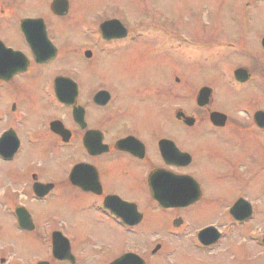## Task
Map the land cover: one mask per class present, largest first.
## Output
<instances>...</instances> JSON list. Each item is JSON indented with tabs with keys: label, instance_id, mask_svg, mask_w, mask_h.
I'll return each instance as SVG.
<instances>
[{
	"label": "flooded vegetation",
	"instance_id": "flooded-vegetation-1",
	"mask_svg": "<svg viewBox=\"0 0 264 264\" xmlns=\"http://www.w3.org/2000/svg\"><path fill=\"white\" fill-rule=\"evenodd\" d=\"M56 1L0 0V164L7 168L0 178H9V211L20 230L50 235L51 244L57 232L70 245L74 238L103 234L115 241L102 254L71 245L66 259L51 247L35 264H113L128 254L149 264L172 248L156 243L147 257L135 248L117 249L116 242L191 236L188 210L206 198L203 182L214 181V174L222 179V163L233 157L245 169L254 147L264 145V35L256 47L249 43L261 30L253 22L260 16L244 15L242 30L232 27L238 41L226 49L186 47L192 36L148 17L149 10L132 21L116 13L75 17L72 0L65 9H54ZM32 6L42 10L32 13ZM192 52L216 63L229 108L215 106V87L205 84L191 107L187 71L174 62L177 56L186 65ZM232 60L241 65L231 68ZM223 62L230 65L225 73ZM204 87L210 96L199 105ZM53 200L75 213L59 211L56 221L37 223ZM18 210L29 214L28 228L20 226ZM211 226L193 234L199 247L222 239L213 225L219 240L199 241L200 231ZM1 263L11 264L4 254Z\"/></svg>",
	"mask_w": 264,
	"mask_h": 264
},
{
	"label": "rangeland",
	"instance_id": "rangeland-1",
	"mask_svg": "<svg viewBox=\"0 0 264 264\" xmlns=\"http://www.w3.org/2000/svg\"><path fill=\"white\" fill-rule=\"evenodd\" d=\"M72 2V16L75 17L89 18L96 17L100 13H116L123 19L132 21L142 14L146 16L145 10H149L148 17L168 25L176 33L186 32V35L192 36L193 39L186 40V47L216 44L217 47L226 49L232 40L238 41L234 39L236 32L232 27L241 29L242 21L245 19L243 16L251 13L260 16L253 22L259 24L261 30L252 33L250 45L256 47L258 38L264 35V19H262L264 0L262 3H256L255 0H72ZM249 2H255L256 5L253 8H247L246 4ZM41 10V7L38 9L36 6L30 8L32 13H38ZM200 56L201 54L193 55L192 52L191 60L186 65L182 59L178 60L177 56L174 62L175 66H180L181 72L187 71L190 79L191 107L194 106L195 92L197 93V90L205 84L215 87V106L229 108L225 102V92L221 91L219 81L216 79L219 75L216 63L211 59H200ZM238 65H241L238 60H232L231 66L223 62L220 67L223 66L222 71L225 73L229 66L232 68ZM233 110L231 105L228 111ZM193 111L190 110V112ZM231 157L232 155H228V158ZM232 159H234L232 163H222V179L214 174V181L203 182L202 190L205 196L207 195L206 198L198 202L191 208L192 210H188L191 225L186 232L191 236L181 240H160V236L156 237L158 239L142 237L136 241L126 238L116 242L119 243L117 249L135 248L148 257L156 243H163L172 248L165 255L149 258V264H264L262 241L264 236V172L262 169L264 145L254 147L252 160L247 161L245 169L236 164L237 160L234 157ZM243 161H246V157ZM20 162L19 158L11 164V168L16 169ZM199 168L200 166H197V169ZM6 169V166L3 167L0 164V176ZM8 181L9 178H0V264H2L3 254L11 264H35V259L45 258L47 254H50L51 238L50 235H43L42 232L37 235V233L19 229L9 211L11 194L9 191L4 192V186ZM239 196L246 198L253 210L251 218L243 222L234 220L230 213ZM49 205L47 210L42 209L40 212L36 208L39 212L37 223L56 221L55 217L59 211L67 214L75 213L73 206L66 208V211L60 209L55 200ZM69 216L72 217L71 214ZM209 223L218 227L222 232V239L212 248H201L193 234H197L199 228ZM103 235L101 239L74 238L71 242L72 248L76 252L84 249L85 253L90 252L89 250H100L97 254H102L107 242L112 244L115 242L112 238L105 239ZM85 264H98V262Z\"/></svg>",
	"mask_w": 264,
	"mask_h": 264
},
{
	"label": "water",
	"instance_id": "water-1",
	"mask_svg": "<svg viewBox=\"0 0 264 264\" xmlns=\"http://www.w3.org/2000/svg\"><path fill=\"white\" fill-rule=\"evenodd\" d=\"M54 4H55L53 6L54 9L64 8V6L67 4V0H57L56 3H54ZM263 45H264V40H263ZM239 72L240 73H243V72L246 73V71L242 70V69H239L237 71V74ZM209 96H210V89L207 87L202 88L199 92V95H198V104L204 105V103L207 101ZM218 116H220V115L215 113V114H213L212 119L214 121H217ZM186 120L188 122L194 121V119L192 117H187ZM197 198H198V196H195L192 200L186 202V204L193 203L194 201H196ZM161 203L164 206L169 205L166 202L161 201ZM25 213L18 210V215L20 216V226L22 228H28L29 224H30V221L27 220V218L29 219V214L27 212H25ZM230 213L232 214V216L236 220L244 221L252 215V207H251L249 202H247L243 199H240L233 205V207L230 210ZM198 238H199L200 242H202L204 245H212L219 240L220 232L218 231V229L216 227H213V226L207 227V228H204L203 230L200 231ZM52 246H53L54 256H56L60 259H66V258L71 256L70 242L61 233L57 232V233L53 234ZM61 251H63V252H61ZM131 256H135V255H131V254L125 255L113 264H118V263H120V264H144V261L141 258L135 257V258L139 259V261H135L134 259H131ZM40 264H47V263H40Z\"/></svg>",
	"mask_w": 264,
	"mask_h": 264
}]
</instances>
